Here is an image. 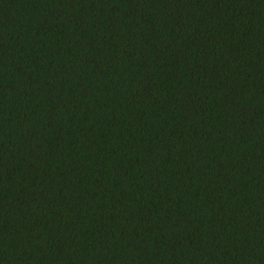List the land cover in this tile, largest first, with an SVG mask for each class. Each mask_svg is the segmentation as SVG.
Here are the masks:
<instances>
[{
  "label": "trees",
  "instance_id": "16d2710c",
  "mask_svg": "<svg viewBox=\"0 0 264 264\" xmlns=\"http://www.w3.org/2000/svg\"><path fill=\"white\" fill-rule=\"evenodd\" d=\"M0 264H264V0H0Z\"/></svg>",
  "mask_w": 264,
  "mask_h": 264
}]
</instances>
